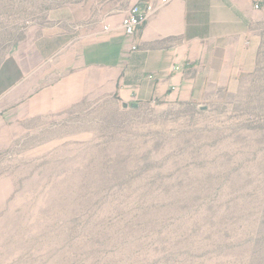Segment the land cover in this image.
Returning a JSON list of instances; mask_svg holds the SVG:
<instances>
[{"label":"rangeland","instance_id":"374dc122","mask_svg":"<svg viewBox=\"0 0 264 264\" xmlns=\"http://www.w3.org/2000/svg\"><path fill=\"white\" fill-rule=\"evenodd\" d=\"M77 1L0 0V64ZM67 75L60 53L0 144V264H264V50L200 101L74 99Z\"/></svg>","mask_w":264,"mask_h":264},{"label":"crops","instance_id":"0c3cea01","mask_svg":"<svg viewBox=\"0 0 264 264\" xmlns=\"http://www.w3.org/2000/svg\"><path fill=\"white\" fill-rule=\"evenodd\" d=\"M141 1L78 0L64 7V31L34 28L18 43L0 64V144L47 95L35 82L60 53L68 71L60 86L74 99L99 91L131 104L200 101L258 69L264 0H171L135 39L122 21Z\"/></svg>","mask_w":264,"mask_h":264},{"label":"built area","instance_id":"2783aa9c","mask_svg":"<svg viewBox=\"0 0 264 264\" xmlns=\"http://www.w3.org/2000/svg\"><path fill=\"white\" fill-rule=\"evenodd\" d=\"M170 2L171 0H142L135 4L123 18L122 29L124 33L137 39L144 26L157 14L158 11H160V9L168 5ZM256 9H259L258 5H256ZM104 31H110V27L104 26ZM133 49L136 50L137 46L135 45ZM177 70H179V68H177Z\"/></svg>","mask_w":264,"mask_h":264},{"label":"water","instance_id":"95a60500","mask_svg":"<svg viewBox=\"0 0 264 264\" xmlns=\"http://www.w3.org/2000/svg\"><path fill=\"white\" fill-rule=\"evenodd\" d=\"M126 105H127V104H126ZM132 107H133V108H136V107H138V104L135 103V104L132 105Z\"/></svg>","mask_w":264,"mask_h":264}]
</instances>
